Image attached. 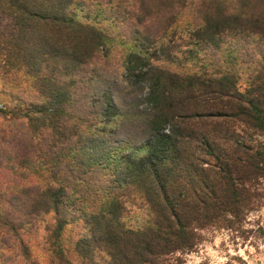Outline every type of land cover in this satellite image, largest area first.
<instances>
[{
	"label": "trees",
	"instance_id": "16d2710c",
	"mask_svg": "<svg viewBox=\"0 0 264 264\" xmlns=\"http://www.w3.org/2000/svg\"><path fill=\"white\" fill-rule=\"evenodd\" d=\"M90 7L0 0V70L40 97L0 109V264H181L264 202V0H103L165 61L184 43L180 70L128 54L115 91L80 75L106 46Z\"/></svg>",
	"mask_w": 264,
	"mask_h": 264
},
{
	"label": "rangeland",
	"instance_id": "374dc122",
	"mask_svg": "<svg viewBox=\"0 0 264 264\" xmlns=\"http://www.w3.org/2000/svg\"><path fill=\"white\" fill-rule=\"evenodd\" d=\"M88 2L91 5L90 8L97 13L99 22L95 26L106 34L107 39L103 52H100L93 61L83 68L81 76L95 78L94 81L101 79L100 82H103L100 86L101 89L107 86L106 82L108 81L112 84V90L115 91L121 87L120 81L124 73L125 58L130 53L144 58H157L159 64H168L179 70L181 66H184L183 42L175 40V45L170 49L171 62L165 61L158 46L163 44L164 47L165 39L157 40L156 44H151L146 39L150 38V34L145 30V25L132 27L124 18H120L121 21H113L112 18L103 20L107 17V13L103 15V0H88ZM114 10L118 12L122 9L118 7ZM81 16L83 13L77 11V19L84 22L85 20ZM133 29H137L135 35L131 34ZM4 71L3 74V70H0V109L6 107L25 111L29 102L40 100L37 87L34 86L31 77L14 68L7 67L4 68ZM95 86L97 85L95 84ZM79 89L81 96L91 93L88 87L82 86ZM116 101L118 100L116 99ZM23 122H10L5 126L8 127V130L13 131L22 126ZM112 125L111 123L110 127ZM121 134L124 135V131ZM127 151L131 152L130 149ZM136 216V212H131L127 218L133 221ZM238 232L225 230L204 232L201 243L191 252L181 256V264H264V202L259 210L247 216L242 230ZM6 264H11V262Z\"/></svg>",
	"mask_w": 264,
	"mask_h": 264
}]
</instances>
